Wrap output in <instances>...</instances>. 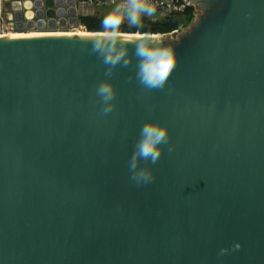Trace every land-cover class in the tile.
I'll use <instances>...</instances> for the list:
<instances>
[{
  "label": "water",
  "instance_id": "water-1",
  "mask_svg": "<svg viewBox=\"0 0 264 264\" xmlns=\"http://www.w3.org/2000/svg\"><path fill=\"white\" fill-rule=\"evenodd\" d=\"M187 1L162 40L0 38V264H264V0Z\"/></svg>",
  "mask_w": 264,
  "mask_h": 264
},
{
  "label": "built area",
  "instance_id": "built-area-1",
  "mask_svg": "<svg viewBox=\"0 0 264 264\" xmlns=\"http://www.w3.org/2000/svg\"><path fill=\"white\" fill-rule=\"evenodd\" d=\"M72 0L69 1L71 3ZM80 4L91 9L95 8H106L110 7L113 9H118L120 12L121 22L126 24L129 22L130 15L132 12L140 11L147 14L152 21H157L162 18L171 17L173 14L183 13L189 7H194L187 0H79ZM74 3V0H73ZM85 8V11H81V15L77 17V26H70L69 30L73 31H84L87 32L84 26H81L79 18L81 16L92 15L93 10L89 11ZM48 29V28H46ZM67 28H60L58 25L56 27L45 31V33H59ZM35 30L25 29L24 31H18L15 28V18L12 13H5L3 7V0H0V38L18 34V33H34ZM75 31V32H76ZM127 34V33H126ZM132 35H139L138 33Z\"/></svg>",
  "mask_w": 264,
  "mask_h": 264
},
{
  "label": "trees",
  "instance_id": "trees-1",
  "mask_svg": "<svg viewBox=\"0 0 264 264\" xmlns=\"http://www.w3.org/2000/svg\"><path fill=\"white\" fill-rule=\"evenodd\" d=\"M109 12H95L92 15L79 18L81 26L90 33L123 32L139 35H164L179 28L187 27L194 19L195 8L189 7L183 13L173 14L171 17L152 21L144 12L135 11L130 15L129 22L123 24L118 9H103ZM111 12V13H110ZM116 12V13H114Z\"/></svg>",
  "mask_w": 264,
  "mask_h": 264
},
{
  "label": "bare ground",
  "instance_id": "bare-ground-1",
  "mask_svg": "<svg viewBox=\"0 0 264 264\" xmlns=\"http://www.w3.org/2000/svg\"><path fill=\"white\" fill-rule=\"evenodd\" d=\"M49 5V3H46ZM48 34H56V35H65L69 37H89V38H100V39H130V40H162L161 36H155L152 38H148V36H139V35H126L119 32H112V33H90L84 31H76L73 33H18L6 36L4 38H17V37H32V36H40V35H48Z\"/></svg>",
  "mask_w": 264,
  "mask_h": 264
},
{
  "label": "crops",
  "instance_id": "crops-1",
  "mask_svg": "<svg viewBox=\"0 0 264 264\" xmlns=\"http://www.w3.org/2000/svg\"><path fill=\"white\" fill-rule=\"evenodd\" d=\"M70 0H63V3H61V7H62V10H64L66 13L63 14L62 10L59 8L58 10H61V15H64V18L66 19L67 21V25L65 26L67 29L66 30H69V27L71 26L70 25V20H71V17L69 16V13L72 11V10H76V16L79 17L81 15V11H85V7L84 5L80 4V1L79 0H74V3L71 5L69 3ZM47 3V2H46ZM49 5L46 4V6L50 7L51 6V1L48 2ZM89 11L93 10V13L95 9H91V8H87ZM48 21V19H46V22ZM61 22H64V21H61ZM48 28V29H46ZM46 28L43 30V31H48L50 28L46 25ZM37 31H40V30H37Z\"/></svg>",
  "mask_w": 264,
  "mask_h": 264
},
{
  "label": "rangeland",
  "instance_id": "rangeland-1",
  "mask_svg": "<svg viewBox=\"0 0 264 264\" xmlns=\"http://www.w3.org/2000/svg\"><path fill=\"white\" fill-rule=\"evenodd\" d=\"M106 8H108V9H113V8H110V7H106ZM106 8H95V12L104 11L103 9H106ZM113 10H114V9H113ZM104 12H109V11H104ZM110 13H111V12H110ZM114 13H116V12H114ZM199 16H200V14H196V15L194 16L193 21H192L190 24H194L195 21L199 18ZM75 31H76V30H75ZM75 31H73V32H75ZM43 32L45 33V31H37V30H35L34 33H43ZM73 32H72V33H73ZM60 33H71V32H70V30H62V31H60ZM120 33H123V32H120ZM183 33H188V26L183 28V32H182V34H183ZM123 34H126V33H123ZM166 40H172V41H174V39L171 38V36H166Z\"/></svg>",
  "mask_w": 264,
  "mask_h": 264
}]
</instances>
